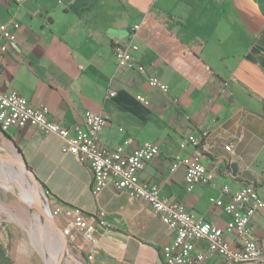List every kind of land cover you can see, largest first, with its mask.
I'll use <instances>...</instances> for the list:
<instances>
[{
  "label": "crops",
  "instance_id": "obj_1",
  "mask_svg": "<svg viewBox=\"0 0 264 264\" xmlns=\"http://www.w3.org/2000/svg\"><path fill=\"white\" fill-rule=\"evenodd\" d=\"M2 24L19 25V48L0 52L1 90L47 106L48 118L72 135L93 111L108 118L101 144H159L142 180L220 227L229 217L212 199L229 203L224 187L235 193L251 184L264 199V15L254 0H0ZM132 43L146 74L115 58L117 44ZM154 77L159 84L151 85ZM203 131L198 148L180 149L183 138ZM63 147L58 136L32 128L0 130V152L19 153L53 203L89 220L87 239L66 218L70 241L89 264H164L174 232L147 203L111 185L96 200L88 165ZM198 151L215 178L188 192L185 170L172 173L170 164ZM100 209L108 226L94 218ZM251 227L264 247V214ZM3 240L0 250L21 264L17 242ZM228 240L239 245L234 235Z\"/></svg>",
  "mask_w": 264,
  "mask_h": 264
},
{
  "label": "built area",
  "instance_id": "obj_2",
  "mask_svg": "<svg viewBox=\"0 0 264 264\" xmlns=\"http://www.w3.org/2000/svg\"><path fill=\"white\" fill-rule=\"evenodd\" d=\"M18 24L11 29L7 24L0 25V38L5 45L0 52L18 49L19 42L16 30ZM135 30L138 27L134 28ZM139 50L137 44L115 46V58L127 64L130 69L146 74V68L137 63L134 53ZM151 85L159 84L158 78H150ZM115 93L111 94L114 96ZM49 108L45 105H32L16 91L6 92L0 89V130L32 128L43 135H56L64 141V154L74 155L82 164H87L92 174V190L96 200L107 185L118 192L147 203L162 222L174 232L173 241L162 250L164 264H207L213 259H220L224 264L264 263V247L260 246L253 233L251 222L257 214H264V199L254 185H247L235 193L229 186L223 192L231 195V201L224 204L220 200L212 202L229 217L225 227H220L189 212L182 204L170 202L161 195L157 185H150L141 178L147 165L158 158L161 147L157 143H143L131 147L128 143L109 147L101 144L100 133L108 124L105 114L88 111L84 124L71 129L48 118ZM207 136L203 131L200 137L190 135L183 138L179 147L185 150L188 146L198 148L202 139ZM231 151V146H226ZM180 168L185 170V184L188 192L197 186L210 185L215 174L203 161L200 151L189 156L176 155L171 160L170 171L175 173ZM45 199L50 204V193L46 191ZM51 212V211H50ZM52 214V213H51ZM67 219H72L70 227L84 233L89 239L92 228L83 214L66 211ZM107 213L100 209L94 216L97 222L105 227ZM234 235L239 240L235 245L228 240ZM93 259L96 248L92 247Z\"/></svg>",
  "mask_w": 264,
  "mask_h": 264
},
{
  "label": "rangeland",
  "instance_id": "obj_3",
  "mask_svg": "<svg viewBox=\"0 0 264 264\" xmlns=\"http://www.w3.org/2000/svg\"><path fill=\"white\" fill-rule=\"evenodd\" d=\"M12 154L21 160V156L16 151ZM21 171L16 164L0 159V242L2 234L4 242L7 243L8 239L17 242L21 264H56L55 259L59 251L57 235L31 207L27 198L29 196L33 198V183L29 176L25 173L23 175ZM45 193L41 185L40 195L43 206L49 208L56 223L66 233L72 253L85 264H89L80 251L74 250L70 241V236L67 234L66 211L61 205L49 204L45 199ZM5 255V251L0 250V264H7ZM68 259L66 257L63 264H69ZM71 264L77 263L73 260Z\"/></svg>",
  "mask_w": 264,
  "mask_h": 264
},
{
  "label": "water",
  "instance_id": "obj_4",
  "mask_svg": "<svg viewBox=\"0 0 264 264\" xmlns=\"http://www.w3.org/2000/svg\"><path fill=\"white\" fill-rule=\"evenodd\" d=\"M0 159L4 160L6 162H11L16 164L25 174L29 176L33 183L34 187V195H33V202L34 204L31 206L39 217L43 218L48 226L53 230L58 238L59 242V251H58V256L56 259V264H63L64 260L66 257L71 258L76 262L77 264H85L76 256L72 253V250L70 248V245L68 243V238L64 230L56 223L54 220L49 208L47 207L46 209L43 207V201L41 200V195H40V182L36 175L34 174L33 170L30 168L26 160L21 157V160L15 157L13 154L10 153H1L0 154Z\"/></svg>",
  "mask_w": 264,
  "mask_h": 264
},
{
  "label": "trees",
  "instance_id": "obj_5",
  "mask_svg": "<svg viewBox=\"0 0 264 264\" xmlns=\"http://www.w3.org/2000/svg\"><path fill=\"white\" fill-rule=\"evenodd\" d=\"M258 6L260 7V10L262 11L263 15H264V0H254ZM75 251H77L76 249H74ZM84 257L85 255L83 253H81ZM5 260L8 264H17L15 263L9 256L5 255Z\"/></svg>",
  "mask_w": 264,
  "mask_h": 264
},
{
  "label": "bare ground",
  "instance_id": "obj_6",
  "mask_svg": "<svg viewBox=\"0 0 264 264\" xmlns=\"http://www.w3.org/2000/svg\"><path fill=\"white\" fill-rule=\"evenodd\" d=\"M13 172V171H12ZM22 173H23V175H24V172L23 171H21ZM34 193V192H33ZM28 200H29V202H30V204H31V206L34 204V202H33V198H31V196H29L28 198H27ZM28 202V201H27ZM44 207V206H43ZM45 209L47 208V207H44ZM56 260V259H55ZM73 262V260L72 259H68V263L69 264H71Z\"/></svg>",
  "mask_w": 264,
  "mask_h": 264
}]
</instances>
